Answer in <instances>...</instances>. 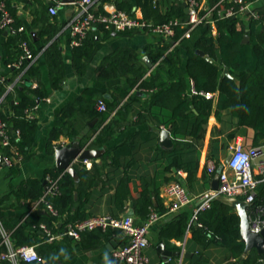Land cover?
<instances>
[{"label": "trees", "instance_id": "1", "mask_svg": "<svg viewBox=\"0 0 264 264\" xmlns=\"http://www.w3.org/2000/svg\"><path fill=\"white\" fill-rule=\"evenodd\" d=\"M6 3V8L14 17L11 24L13 34L9 43L13 46V55L6 60L14 70L16 77L21 71L16 66L19 56L22 52L20 46L23 40L28 41L34 54H38L42 49L33 48L31 45L30 35L25 29L19 30L22 22L16 14L14 8ZM137 5L141 7L143 17L154 23H163L171 19H179L180 22L175 25V34L169 39L158 57L164 50L172 47L173 43H178L163 57L156 70L148 73L138 54L129 48H120L114 51L110 56L98 66L97 75L99 79L109 80L132 74L134 77H128L131 86L138 84V91L129 94L128 89L121 88L113 93L112 98H108L105 90L91 87L80 95L75 101L70 102L57 115L54 123V133L51 137L57 136L62 130V116L70 115L78 110L88 114L90 118L99 117L100 125L107 121L114 107L125 100V106L134 105L135 114L138 121H150L155 129L149 131H137L131 134L126 140L115 145L105 152L104 158L110 160L107 172L108 187H103L98 197L104 194L109 195L111 203L107 214L112 217H122L129 204L130 199L135 200L137 216L143 218L148 216L150 207H152V192L160 194L162 185L171 181L183 180L179 177L170 179L167 172H173V168L181 169L187 172L186 188L190 193L198 191V170L202 155L209 117L214 111V99L206 97L203 92H218L217 108L215 114L223 122H229L235 127L252 126L255 129L253 144L260 145L264 143V13L260 11V18H249L246 26L240 16L222 18L219 11L224 7L233 4L232 0H209V5L213 6L219 3L213 11V18L216 20L217 33L212 31L201 37L195 46H186L187 57H183L181 45L188 38L182 37L188 28V12L184 5L185 0H176L175 3L166 11H162L156 4V0H136ZM253 1V0H246ZM197 9L200 13L205 12L202 0H197ZM119 8L129 12H134V2L131 0H120L116 2ZM48 2L40 1V7L37 13L40 21L43 22V31L46 38L43 39L45 46L48 41L52 40L60 30V25L54 23L53 19L47 15ZM103 10V4L98 8ZM99 28L110 31L104 24H97ZM201 26L198 25L193 33ZM248 27V29H247ZM93 29V28H92ZM91 29V30H92ZM5 29L0 30V35ZM91 30L83 42L78 43L74 49V65L79 73H84L89 60L92 58L95 42L91 37ZM249 34L250 38L246 41L245 35ZM218 45V46H217ZM204 50L213 61H208L196 53V49ZM219 59H217V53ZM47 56L54 85H58L64 78V69L62 65L61 47L56 40L51 42L43 51ZM158 58H156L157 60ZM228 68L230 73L237 78L234 79L224 74V69ZM34 78L40 76V67L31 65L25 72ZM5 78V83L0 82V99L7 92V84L15 77ZM39 79V78H38ZM191 81L194 82L198 93L191 92ZM19 87H15L17 90ZM33 93L21 95L16 104H13L14 113L8 117L0 108V117L8 122L10 130L19 129L18 139L12 136L10 145H3L0 142V158L11 157L12 164L9 169L12 173H17L19 163L29 158L34 152L37 145L36 128L37 121L29 115V109L37 105V98L44 96V91L40 85L31 87ZM19 90V89H18ZM153 90V92H151ZM149 94L145 102H141L143 95ZM12 92L6 93V99L11 100ZM99 99H103L107 104V110L100 111L97 107ZM1 106V104H0ZM227 111L228 119L223 117V112ZM111 121L102 125L98 131L94 143L103 145L110 140L115 132ZM87 125H78L72 123L70 129L72 138L78 135ZM162 128H169L171 131L174 145L171 148H163L158 144V132ZM62 132V131H61ZM75 134V135H74ZM228 138L236 136V131L232 130L227 133ZM217 142V140H214ZM213 143V141H212ZM53 148V147H51ZM149 148L153 151L148 157V162L153 165V171L137 172L144 165L142 163L143 151ZM229 142H223L221 146L215 145L210 150L209 158L213 159L217 166L228 153ZM1 164V161H0ZM75 165V164H74ZM79 187L78 198H75L74 177L65 171L59 169H50V175L58 179V191L55 194L46 195L45 200L52 205L57 213L58 218H63L67 211L75 212L69 215L63 221L66 226L69 222L87 219L93 216H99L94 212H88L89 197H92L90 191L81 186V181L85 178L84 172L79 170ZM138 178L141 180L140 187L137 189V195L134 196L131 184ZM204 182L210 184L211 179L205 174ZM112 186V187H111ZM25 195L40 200L45 194L43 185L35 179H30L23 186ZM264 204V181L259 184L257 202L249 208ZM43 206L44 202H40ZM1 213V212H0ZM2 215V214H1ZM3 217V216H2ZM4 219V218H3ZM198 221L202 224L204 231L195 229L194 237L198 252L203 255L202 262L208 263L212 258L214 248L218 249L221 264H264V253H259L253 249L247 256H244L245 243L241 240L240 216L229 205L223 197L215 198L211 201L210 207L200 211ZM6 227L11 232L16 246L36 245V248L44 260V264H57L55 250L59 246V241L55 238L50 239V235L45 233L43 236L38 233V229L32 234L27 233V228L45 225L48 231L54 235L57 232V224L49 217H46L38 211L28 215L25 222L19 219H4ZM185 228V227H184ZM116 229V228H115ZM114 232L113 228L106 229L96 228L88 232L90 239L102 241ZM86 233L83 232L82 235ZM70 239V236L65 237ZM51 241H48V240ZM44 243L41 247L38 244ZM5 250L0 246V253ZM215 255V254H214ZM1 264H11L9 261H3Z\"/></svg>", "mask_w": 264, "mask_h": 264}, {"label": "crops", "instance_id": "2", "mask_svg": "<svg viewBox=\"0 0 264 264\" xmlns=\"http://www.w3.org/2000/svg\"><path fill=\"white\" fill-rule=\"evenodd\" d=\"M1 1L2 0H0V2ZM40 1L48 2L50 5L48 0H7V3H9L16 11L24 29L29 33L32 47L38 50L42 49L37 54L36 62L33 64L40 67L41 73L38 77L39 79L34 78L33 76L28 78V75L25 73L23 81L18 82L15 86L19 87V90H14L15 87L7 90L6 93H9L10 91L12 92L11 96L13 97L11 100L8 101L6 99V93L3 95L4 97L1 98L0 108L8 117H11L14 113L13 104L18 102L20 96L25 94L33 95V93L30 92V86L33 88L40 85L41 90L44 91V96L37 98V107L34 111L33 117L37 121V145L34 147L35 152L29 158L19 163L17 173L10 172L9 167L4 164L0 165V212L4 219H19L20 222H25L28 215L35 211L54 220L57 224V228H59L57 232H54L55 239L59 241V246L55 250L57 264H110L109 258L113 256V250H110L107 244L116 236H120L121 239L117 242V246L124 243L127 237L123 229L113 228L114 232L102 241H94L93 239H90L88 236V232L90 231H86V234L81 235L80 238L70 237V239H66L65 237L68 236L61 235L66 227L63 224V221L67 219L69 215L74 214L76 208L74 207L72 211H67L63 218H58L57 213L52 214V212L44 205H40L42 198L40 200H35L34 197L31 198L30 196L25 195V189H23V186L27 184L28 180L35 179L46 189L47 176L50 175L48 171L50 169H58L55 155L56 147L72 141L73 134L70 129L72 123L75 122L78 125H87V128L83 129L75 137L81 141L82 145L90 148H103L104 152L98 159H89L88 162L79 159L75 162V165H77L79 170L83 171L85 175V178L81 181V186L88 189L92 194V197H89L88 203L90 208L87 211L99 215L107 214L111 206L109 201L110 193L104 194L100 197L97 195L103 187L110 186L107 182V172L110 160L104 158L105 152L126 140L131 134L137 131L153 130L155 129V126L150 121H138V117L135 114L136 106H125V100H122L114 107L108 120L102 124L104 125L111 121L113 125L112 127L115 129L112 138L103 145H96L94 140L98 131L102 127V125H100L99 117L90 118L88 114H84L81 110L75 111L71 115L69 113L62 116V132L60 131L57 136L52 138L51 134L54 133L53 126L56 117L64 107L70 102L75 101L91 87L105 90V94L108 98H112L113 93H116L117 90L121 88L128 89L129 94L138 91V84L131 86L128 81V77H134L132 74L109 80L98 78V66L114 51L120 48L133 49L138 54V57L142 59V63L138 64H142L144 68L147 69V72L150 73L157 69L159 61L165 57L172 47H169L168 49L166 48L158 57L162 48L167 45L166 43L169 41V39L163 34L153 32L149 29L115 30L109 28L110 31L108 32L103 28L94 26L91 30V37L95 42L94 53L89 60L85 72L79 73L74 65V49L77 44L73 43L70 33L65 29L66 22L76 11V5L61 3L56 7L57 12L55 14H52L48 7L47 15L53 19L54 23L60 25V30L56 33L55 37L48 41L44 46L43 39L46 38V34L43 31L44 24L42 21L38 20L40 17L36 11L40 7ZM117 1L120 0H100L97 4V9L101 4H103L104 7L116 3ZM131 1L135 4L133 11L143 15L141 7L137 5V1ZM175 1L176 0H156V4L162 11H166L175 3ZM249 2L254 9L264 13V0H253ZM202 3L205 8L209 6V0H202ZM241 18L247 26L250 18L249 14L244 13ZM33 31L36 32V38L32 34ZM209 31H211V28L208 24L201 26L184 44L181 45L184 58L187 57L185 47L189 45L195 46L196 42L201 37L208 34ZM12 34L13 30L9 28L5 29L0 35V67L3 68V70H0V76H4L5 78L14 76L13 67L6 62V59L13 55L12 52L14 51L13 46L9 43ZM54 40H56L61 47L62 65L64 69V78L61 82H58L57 86L52 82L48 59L43 52ZM216 53L217 59H219L218 51H216ZM145 56H148L152 66L144 60ZM156 58L158 59L156 60ZM234 79L237 80L236 77H234ZM13 80L17 81V76L13 78ZM151 92H153V90ZM140 93L144 97L141 102H145L149 94ZM210 93H212L211 97L214 99V111L209 117L206 137L202 147L200 166L197 174L199 179L197 182L198 191L193 193L189 192L191 196H194V199L180 209L171 208L172 199L164 191V186L167 183L162 185L160 194L157 195L155 192H152L153 203L150 210L156 209L161 213V216L150 229V244L146 248L149 264H221L220 256L217 253L218 249L214 248L213 252L215 255L213 254L208 263H206V261L202 262L203 255L198 252L199 248L196 245L194 228H197V231L204 232L206 228H202V224L198 221V217L194 219L195 208L201 201L197 195L208 188H211V181L216 173H210L207 169V161L210 159V150H212L215 145L221 146V144L226 141L229 142V148L237 142H243V144L248 147L253 146L255 144H253V136L256 131L252 126H242L237 128L227 122V120L226 122H223L218 119L215 114L218 92ZM222 114L225 119H228L229 114L227 111H224ZM92 121L94 122L93 126L90 125V122ZM232 130L236 131V136L229 139L227 133ZM214 140H217V142H214ZM158 144L163 148H171L165 147L160 143L159 132ZM151 154H153V151L149 148H146L143 151L144 159L142 160V163L144 165L140 170H137V172H145L146 170L153 171V165L148 162V157ZM205 174L211 179L209 185H206L204 182L203 178ZM166 175L167 177H170V179L179 177L184 183L187 181L188 176L187 172H184L181 169H177V171L173 170L172 173L167 172ZM140 184L141 180L138 178H136L133 184H131L132 189L134 190V196L137 195V189L140 187ZM75 191H77V195L74 192L75 198L77 199L78 189L76 188ZM131 201L134 202L133 209L135 212L132 216L137 223H141L143 218L137 216L136 204L133 198L129 200L124 215L129 211ZM40 209H46L50 214L45 215L39 212ZM37 229L40 235L43 236L45 233L47 234V230H45L42 225H40V228H37L35 225L30 226L27 228V233L32 235V237H35V234L33 235L32 233ZM48 241L51 240L49 239ZM44 243L46 242H41L38 245L43 247ZM161 244L164 248L160 247ZM163 249L171 252L165 254L162 251ZM188 251L194 252L199 256L196 259L186 257L184 253ZM21 264L35 263L22 261Z\"/></svg>", "mask_w": 264, "mask_h": 264}, {"label": "built area", "instance_id": "3", "mask_svg": "<svg viewBox=\"0 0 264 264\" xmlns=\"http://www.w3.org/2000/svg\"><path fill=\"white\" fill-rule=\"evenodd\" d=\"M52 2L49 10L52 14L57 12L56 7L62 3L61 0H48ZM100 0H76L73 4L76 5L74 15L66 22L65 29L70 33L73 43L78 44L83 42L87 37L88 32L97 24H104L105 27L115 30L126 29H149L153 32L163 34L170 39L175 34V25L180 22L179 19H171L163 23H154L144 19L143 15L138 12H129L119 8L116 3L103 7V10L97 9V4ZM188 7V28L182 37L190 38L193 31L198 25L208 24L211 31L216 35V20L212 14L216 6H208L205 12L200 13L197 9V0H185ZM233 4L222 8L219 15L222 18L232 16H243L244 13L249 14V17L260 18L259 10L254 9L249 1L232 0ZM0 30L11 28L14 17L6 8V3L0 2ZM24 27L20 26L19 30ZM178 43H173L172 48ZM22 52L16 66L21 68L17 75V81L12 80L7 84L8 89H12L20 81H23L25 72L29 66L36 62L37 55L33 53L28 41L23 40L20 44ZM15 81V82H14ZM0 82L5 83V77L0 76ZM191 92L198 93L194 82L191 81ZM206 97H211L212 93L203 92ZM1 104V99H0ZM37 105L30 108L29 115L34 117V111ZM97 107L100 111L107 110V104L103 99H99ZM20 135L19 129L10 130L7 121L0 117V142L7 146L11 144L12 136L18 139ZM231 157L229 162L224 165L220 172L219 187L217 189L208 188L197 197L201 199L199 205L195 208L194 219L198 217L200 211L210 207L211 201L218 197H237L244 199L250 203L248 213L250 217V226L254 231L264 229V204L256 205L249 210L257 202L258 187L264 181V143L260 145L245 146L243 142H237L230 148ZM4 164L10 167L12 164L11 157H2ZM88 162V159H84ZM0 164V165H1ZM218 166L213 159H208L207 169L210 173H215ZM58 191V179L47 176V185L45 194L42 197L44 206L56 214V211L45 198L46 195L55 194ZM164 191L172 199L171 208L180 209L190 203L194 196H191L186 185L180 181H171L164 186ZM161 213L156 209H151L148 216L141 222L137 223L133 216L124 215L116 218L110 215L93 216L83 220L67 223L61 235L80 238L83 232L91 231L96 228L106 229L108 227L123 229L126 233V241L120 246H117L112 255L121 259L126 264H149V258L146 254V248L150 244V229L153 224L160 218ZM42 227L47 230L50 239L55 238L45 225ZM0 246H4L5 250L0 253V264L3 261H9L11 264H21L22 261L35 264H44V260L36 249L35 245L16 246L12 238L11 232L6 227L4 219L0 213Z\"/></svg>", "mask_w": 264, "mask_h": 264}, {"label": "water", "instance_id": "4", "mask_svg": "<svg viewBox=\"0 0 264 264\" xmlns=\"http://www.w3.org/2000/svg\"><path fill=\"white\" fill-rule=\"evenodd\" d=\"M62 3L66 4H73L76 0H61ZM52 4V2H50ZM184 5L186 6V11L188 12L187 3L184 2ZM33 36L36 38V32H32ZM250 38L249 34L245 35V40L248 41ZM196 53H198L200 56L204 57L208 61H213L212 57H210L206 52L200 48L196 49ZM144 60L147 61V63L152 66V63L150 62L148 56L144 57ZM0 70H3L2 67H0ZM224 74L228 75L232 78V74L230 73L228 68L224 69ZM141 94V93H140ZM90 125H94V122H90ZM159 139L160 143L165 147H172L174 145L173 138L171 137V132L169 128H162L159 131ZM104 152L103 148H90L85 145L81 144V141L77 137H73L72 141L64 144V145H58L55 149V155H56V165L59 170L65 171L70 173L74 179L76 180L75 187H79V173L75 167V162L77 160H84V159H98L101 157L102 153ZM231 157V150H228V153L226 157L222 160L220 165L218 166L216 173L211 181V188L217 189L219 187V176L220 172L224 168V165H226L229 162V159ZM0 161H3V158H0ZM175 171H177V168H174ZM46 183V182H45ZM75 194L77 195V191H75ZM225 201L231 205L234 210L238 213L240 216V232H241V240L245 243V250H244V256H247L253 249H256L259 253H264V229L260 231H254L250 226V217L248 213V207L250 206V203L247 202L244 199H240L237 197H223ZM130 209L126 213V215H134V202L131 201ZM39 212L49 215V211L46 209H40ZM121 239L120 236H116L114 239H112L107 246L110 250H114ZM161 248H164L163 245H160ZM165 254L170 253L171 251H168L166 249L162 250ZM186 257H191L193 259H196L199 255L188 251L184 253ZM110 264H124V262L121 261V259L116 258L114 256H111L109 258Z\"/></svg>", "mask_w": 264, "mask_h": 264}]
</instances>
